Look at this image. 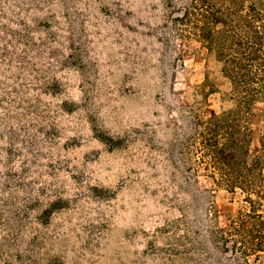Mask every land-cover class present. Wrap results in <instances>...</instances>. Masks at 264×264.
<instances>
[{
  "label": "rangeland",
  "instance_id": "374dc122",
  "mask_svg": "<svg viewBox=\"0 0 264 264\" xmlns=\"http://www.w3.org/2000/svg\"><path fill=\"white\" fill-rule=\"evenodd\" d=\"M173 3L0 0V264H240L243 196L193 164L229 82Z\"/></svg>",
  "mask_w": 264,
  "mask_h": 264
},
{
  "label": "trees",
  "instance_id": "16d2710c",
  "mask_svg": "<svg viewBox=\"0 0 264 264\" xmlns=\"http://www.w3.org/2000/svg\"><path fill=\"white\" fill-rule=\"evenodd\" d=\"M173 1L184 32L198 39L229 82L230 105L195 120L193 164L214 186L242 194L244 210L228 218L231 243L223 240L237 263L250 264V256L264 252V129L258 152L249 150L251 108L261 103L264 110V0H169L172 7Z\"/></svg>",
  "mask_w": 264,
  "mask_h": 264
}]
</instances>
